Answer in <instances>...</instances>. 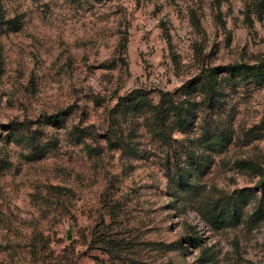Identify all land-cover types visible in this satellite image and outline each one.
Here are the masks:
<instances>
[{"label": "rangeland", "instance_id": "rangeland-1", "mask_svg": "<svg viewBox=\"0 0 264 264\" xmlns=\"http://www.w3.org/2000/svg\"><path fill=\"white\" fill-rule=\"evenodd\" d=\"M12 16L18 27L0 23V264H264V214L248 219L264 206V82L193 105L169 146L128 104L205 67L264 59V0H0ZM215 127L229 137L212 150ZM187 150L207 156L182 192L172 171ZM238 188L253 195L240 219L207 223L201 208Z\"/></svg>", "mask_w": 264, "mask_h": 264}, {"label": "trees", "instance_id": "trees-1", "mask_svg": "<svg viewBox=\"0 0 264 264\" xmlns=\"http://www.w3.org/2000/svg\"><path fill=\"white\" fill-rule=\"evenodd\" d=\"M19 22L16 16L8 18L0 17L1 24H7L12 28L18 27ZM238 82H252L255 84L264 82V59H259L254 63L232 61L205 67L195 78L184 82L178 90L173 92L159 91L157 100L154 103L150 102L145 96H141L135 100L130 99L128 104L144 105L145 109L150 113L151 120L154 124V135L162 143L169 146L171 138L170 132L173 129H184L188 125L189 117L193 115L196 103L206 108H214L220 100L223 85ZM197 93L200 94V99L199 101H194L192 96ZM121 101L122 97L115 102V106L121 103ZM66 111L67 109H63L47 115L44 117V121L50 123L57 122L63 117ZM29 123L30 120L25 119L17 125L19 127V125L24 124L26 127H29ZM28 137L30 138H27L29 142L33 144L35 138L31 134ZM228 137L229 135L226 131L215 127L214 130L209 131L205 135L204 144L212 150L221 149L228 142ZM105 139L108 145L112 144L120 148L128 147L130 152H134L135 150V147L128 143V139L122 136H119L113 142L108 135H106ZM35 149L38 150L35 157L41 156L44 152L41 146H36ZM185 156L184 161L186 167L184 164L179 166L178 162H175L172 171L175 187L182 192H186L194 187V184L189 182V177L203 170L207 154L199 153L195 156L187 150ZM234 163L239 168H246L248 170H255L257 167L254 161L248 159L235 160ZM257 181L263 188L264 177L259 178ZM252 196L244 188L234 189L229 194L221 195L210 200L201 208V215L213 227H220L226 223H235L243 213V205ZM263 214L264 206L261 203H257L253 211L249 213L248 219L254 223L261 219Z\"/></svg>", "mask_w": 264, "mask_h": 264}]
</instances>
